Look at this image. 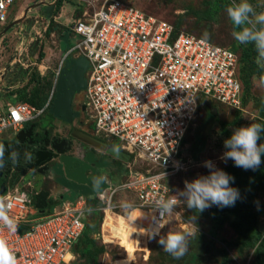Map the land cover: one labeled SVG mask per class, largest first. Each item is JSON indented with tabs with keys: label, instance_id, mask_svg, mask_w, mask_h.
Wrapping results in <instances>:
<instances>
[{
	"label": "built area",
	"instance_id": "obj_1",
	"mask_svg": "<svg viewBox=\"0 0 264 264\" xmlns=\"http://www.w3.org/2000/svg\"><path fill=\"white\" fill-rule=\"evenodd\" d=\"M13 3L0 0V26L7 22ZM67 29L70 41L54 76L66 58L85 61V122L91 124L94 136L113 139L121 150L145 164L143 171L128 169L127 181L116 189H133L134 209L147 216V224L138 221L137 227L150 234L160 220L156 201L178 196L167 181L186 169L183 139L199 110L205 102L215 108L240 109L238 57L229 48L178 32L122 0H103L90 14L84 12L70 21ZM42 31L34 24L20 33L25 41L12 71L14 75L22 72L24 80L36 63L22 55ZM42 111L25 103L8 106L0 111V136ZM4 195L12 203L9 215L18 230L11 233L0 225V239L7 242L18 264H69L83 231V198L33 219L30 214L36 209L29 195L17 189ZM166 216L160 220L162 227Z\"/></svg>",
	"mask_w": 264,
	"mask_h": 264
},
{
	"label": "rangeland",
	"instance_id": "obj_2",
	"mask_svg": "<svg viewBox=\"0 0 264 264\" xmlns=\"http://www.w3.org/2000/svg\"><path fill=\"white\" fill-rule=\"evenodd\" d=\"M35 1L32 2L33 5ZM49 1L51 0H41L42 4H47ZM102 1L56 0L53 14L62 11L63 15L60 18L62 24L55 26L56 24L50 19L49 27L44 35L41 34L37 38L38 45L31 53L36 65L31 68L29 80L27 77V80L19 81L10 91H5L4 87L12 81L10 75L13 69L12 63L25 40L22 36L14 35L12 38L11 34L5 33L7 24L0 27V107L6 101L29 103L31 101L34 105H38L46 99L52 85L54 69L60 60L56 48L62 51L65 47L59 41V37L65 29L66 17L71 14L75 20L84 12L90 14ZM122 1H127L141 12L171 24L178 32L203 39L216 46L229 48L238 56L236 74L241 83L240 109L218 106L215 116H211L206 109L199 110L183 139V159L186 162V169L167 181V185L178 194L184 190L186 180L191 182L199 176L209 174V169L203 166L205 161H212L220 170L230 162V159L225 161L221 157L226 151L223 142L228 139L227 136H231L234 129L247 127L251 123L264 124V87H259L256 81L260 73L254 62L256 52L253 45L239 44L233 38L234 28L226 8L214 0ZM218 1L230 5L239 2V0ZM248 2L253 5L256 12H264V0H248ZM207 9L213 16L212 21L196 20L192 15L194 11ZM38 17L41 20L47 18L42 15V7ZM51 31L55 33L52 34ZM45 43L50 48L48 59H46L47 54L42 50ZM248 49L253 55L250 61L256 67L252 75L246 74L247 70L242 61L243 53ZM29 56L27 48L22 58ZM13 94L15 98L11 97ZM49 120L50 117L46 114L39 119V122L44 127ZM54 130L55 128H47L49 134L55 133ZM2 138L10 139V130H6ZM258 143H264V134ZM112 145L114 148H119L115 141ZM260 165L263 174L260 177L252 176L254 182H251L254 202L248 203L242 199L247 203L246 206L251 213L247 217L239 218L238 215L227 211L220 212L221 209L215 205L203 212H196L187 208L183 203L184 197L177 196L181 202H178L173 212L166 216L160 235H166L168 232L189 234L188 251L180 259L173 258L162 249L158 243L159 236L150 238V234L142 230L141 225L137 227V221L147 224V216L139 214L134 209L132 188L116 189L115 183L106 186L100 193L104 201L103 205L100 204L95 208L87 219L89 228L86 239L87 250L89 249L91 256L75 253L69 264H264V161ZM145 168L141 160L131 156L127 163H124L126 170L143 171ZM106 177L108 182L112 176L109 178L106 174ZM125 177L126 172L118 178L116 185L121 181H127ZM16 189L18 192L32 193V189L25 184H17ZM44 189L49 193V189L52 192L53 187L49 188L46 185ZM106 189L108 190L104 193ZM86 217L85 213L84 219Z\"/></svg>",
	"mask_w": 264,
	"mask_h": 264
},
{
	"label": "clouds",
	"instance_id": "obj_3",
	"mask_svg": "<svg viewBox=\"0 0 264 264\" xmlns=\"http://www.w3.org/2000/svg\"><path fill=\"white\" fill-rule=\"evenodd\" d=\"M51 1L53 2L54 0H51ZM55 3H56V1L54 2V5H55ZM52 12H53V10H52ZM226 12H227L228 18L232 22V25L234 28V31L232 33L233 38L239 44L253 45L255 52H256L254 62L256 64L257 68L260 70V73H259L258 77L256 78L257 85L259 87H264V12H259V13L256 12L255 8L253 7L252 4H250L248 2V0H239L238 3L237 2L232 3L231 5H229L226 8ZM31 21H32V23H31L30 27H33L34 24H35V27H37V25L41 26L42 21L40 23H37L36 21L33 22V20H31ZM10 23L6 22L4 25H2L0 27H3L6 24L8 25ZM15 25H12L9 29H12L13 26H15ZM67 26H68V23L65 26V33H64V35L66 36V39L69 37ZM45 31L46 30L44 29V31H42L40 33V35L45 33ZM23 32H27V31L24 30ZM34 41H36L35 48L38 45L37 39L30 41L29 47H28L29 55H30L29 58L34 57L31 54L32 43ZM35 48H34V50H35ZM85 71H86V69H85ZM60 72H59V75H57V76H54V73H53V78L51 81L52 85L50 87V92L47 95L46 100H44V102L42 103V105L35 106V105L30 104L29 102H26V101H22V102L6 101L3 104V106L0 107V111H5L8 106H15L18 103H25V104H29L31 106H34L35 108H38V109L43 108L42 113L39 114L32 121L22 123L20 125V127H18L15 130H13L11 128L6 129V130H10V132H11V138L10 139L6 140V139L2 138L3 133L6 130L2 133V135L0 136V167L3 166L4 151H5L3 145H1V144L3 142L11 141L13 139L14 135L16 133H18L19 131L24 132V134L22 135V138H21V139H23L24 137L27 136V132H30V131H27V132L24 131V128L27 125H29L33 122H36V125H37V123L41 124L39 122V119L42 117V114L43 115H46L47 113L50 114L48 112V110H49V107L51 105V102H52V99L54 98V96L52 97L51 100H50V97H51V94L53 92L55 94V84L58 80V76H60ZM10 75L12 76V78H11L12 81H9L8 84H5V87H4L5 91L12 90V88L19 81L20 82L25 81L24 75L22 72H19L16 75H14L13 71H11ZM29 75H30V73H29ZM18 77H20V78H18ZM28 80H29V76H28ZM84 88H85V85L81 89L82 96H83ZM70 96H72V94ZM11 97L15 98V94H13ZM82 106L84 107L82 124L84 126H87V125L90 126V132H89L90 134H87V135L105 143V141H107L108 139L105 140V139L97 138L96 136H94V134L92 132L91 124L89 122H85L84 113L86 112V108L84 105V98L83 97H82ZM211 107H213L216 110V108L214 106L211 105ZM204 109H206L208 111V109L206 107ZM69 110H70V108H69ZM50 115L54 119H59V120L63 121V119L55 117L52 114H50ZM67 115H68V113H67ZM44 127L49 128L50 125L46 124ZM73 130H77V129H73ZM47 134H49L48 131H47ZM50 134L53 135L54 133H50ZM262 134H264V124H261V123H251L247 127L241 126L239 128L234 129L230 138L226 139L223 142L224 148L226 149V151L224 152L221 159H223L225 161L228 159H231L232 161H234V165L236 167L243 168L244 170L255 171L257 168H259L260 164L262 163L261 157L264 156V143H258V141L261 140ZM55 139L57 141H60V140L64 141V139H58V138H55ZM57 144H59V143H57ZM64 144H65V142H64ZM105 144L107 146H109L107 144V142ZM83 145H85V144H83ZM67 148H62V149H67ZM12 149H13V146H12L11 150ZM87 149H89V147L86 146V149L82 153L80 152V155L77 158H81L82 154ZM116 149L124 152L123 150L120 149V147L116 148ZM8 151L9 150L7 149L5 152L8 154ZM66 154L69 155L68 151H66ZM74 157H76V156H74ZM128 157H130V155H128ZM203 166L205 168L209 169V174L206 176H204V175L199 176L198 178L192 180L191 182L186 180L184 182V184H185L184 190L180 191L178 193L179 196L184 197L183 203L186 204L187 208L195 210L196 212H203L204 210L210 208L213 205H215L219 208L234 206L236 201L238 199H240L239 190L230 186V183L234 181V177H232L229 174H227L226 172L216 168L215 165L213 164V162L210 160L205 161ZM1 173H2V176L5 177L6 174H4L2 171H1ZM8 173H11V175L14 176V179H13V177H8V178H10L9 181L10 180L13 181V185L10 188H8V182L9 181L7 183H5L6 185L0 184V185L4 186V191L2 194H0V225H3V227H5L9 232L15 233L18 230V224H17L16 220L9 215V211L12 207V203L9 200V198L7 197V195H4V193L7 191H13L14 189H16L17 184H22V185L25 184L26 186H29L30 189H32V193H29V194L26 192H23V193H25L26 195H29V197L31 198L32 204L34 206V195L38 192V190H43L45 188V186L43 185V181L49 180V179L44 178L42 180L41 179L37 180L36 178H34L35 175L33 172V173H29L30 177L27 179L28 181H26V180L23 181L22 177L19 176V173L13 172L12 169H10V171ZM163 175L165 177V174H163ZM118 181L119 180H115V182H112L110 180L107 182V177L104 176V174L100 173L99 175L94 176L91 180L92 191L96 192V193L91 195V196H88V197H83L81 195L75 194L76 199L77 198H83L84 203H85V208H86V199L87 198L96 199L98 202V206H100V204L103 205V202H104V201H102L103 199L100 200V198H99V195H101L100 193L103 191L102 186L104 184L106 186H108V185H111L113 183H115V186H119V185H116ZM121 182L119 184H121ZM32 183L35 184L34 188H32ZM48 184H51V183H48ZM50 187L51 186H49V188ZM62 188H64V187H62ZM53 189H54V187H53ZM64 190L67 194L71 193L66 188H64ZM107 190L108 189H106L104 191V193ZM49 191H50V189H49ZM98 191H100V192H98ZM45 192H47V197H46V199H47L48 198L47 189L45 190ZM72 194H74V193H72ZM20 198L26 199V196L20 197ZM49 201L51 204H53V206L50 204L51 205V207L49 208L50 210L48 208L46 209V207H45L43 212L45 210L51 211L52 208L55 209L53 211H58L60 209L61 205L65 204V203H72L73 202L71 200H63L62 196L60 198L56 197L54 200H49ZM178 202H181V201L177 198V196H169L167 199H165L164 197H161L160 199H158L156 201L154 208L156 210H158L160 220L165 215L171 214L173 212V210L175 209V207L177 206ZM93 210L94 209H92V208H88V209L86 208V212H85L86 215H88V213L91 214V212ZM36 211H38V210L36 209ZM53 211H51V213ZM160 220L157 221V227L151 231L150 238H155V237L159 236L158 243H159V245L162 246V249L165 252H167L169 255H171L175 259L182 258L188 251V247L190 244V241L188 239L189 234L185 233V232H168L166 235H160V229L162 228V225L160 224ZM84 221H86V219H84V217H83V224H84ZM83 229H84V226H83ZM0 264H18L17 258L15 256L14 252L11 250V248L9 247V245L7 244V242L4 239H0Z\"/></svg>",
	"mask_w": 264,
	"mask_h": 264
},
{
	"label": "water",
	"instance_id": "obj_4",
	"mask_svg": "<svg viewBox=\"0 0 264 264\" xmlns=\"http://www.w3.org/2000/svg\"><path fill=\"white\" fill-rule=\"evenodd\" d=\"M54 0L51 4H44L45 8L42 15L48 19L52 15V10L54 7ZM26 11H24V14ZM37 23H40L41 18L34 19ZM30 20V21H31ZM19 22L26 23L24 18L12 21L8 24L4 32L9 29L12 25L18 24ZM36 41L32 43L31 53L34 51ZM70 67L68 63L63 65L60 72V76L55 84V94L52 99L51 105L48 112L55 117L65 120L67 113H69V103L67 101V93H64L61 79L65 78L66 87L72 86L68 80V72ZM66 97V98H65ZM205 107L211 116L216 115V110L211 107L209 102H205ZM23 131L16 133L11 141L3 142L4 150L7 149L8 154L4 151L3 166L8 168V173L10 169L13 172L19 173L23 181H28L30 177L29 173H33L37 180H42L44 178L61 185L62 187L68 189L71 193L81 195L83 197H88L96 192L92 191L91 180L94 176L99 175L104 171L105 168L110 166L108 157H112L123 163L128 161V155L114 147L107 146L105 143L87 135L77 130H72L71 137L85 144L89 149H87L81 158H77L71 155H67V149H62L61 145L64 144L63 140L59 141L57 144L55 141L50 144L49 147L44 144L40 146L39 143L34 141H28L23 143L22 135ZM21 139V140H20ZM13 146V149L11 150ZM2 176V173H0ZM33 178V177H32ZM13 185V181L8 182V188ZM103 190L106 188L104 184L102 186ZM4 191V186L0 185V194ZM100 192V191H98ZM46 197L47 192L43 190H38L34 195V207L42 213L46 207Z\"/></svg>",
	"mask_w": 264,
	"mask_h": 264
},
{
	"label": "flooded vegetation",
	"instance_id": "obj_5",
	"mask_svg": "<svg viewBox=\"0 0 264 264\" xmlns=\"http://www.w3.org/2000/svg\"><path fill=\"white\" fill-rule=\"evenodd\" d=\"M65 63H68L69 67H70V71L68 72L67 76H68V80L72 86L66 87V85H64V83H65L64 77H62V79H61V84H62V88H63L64 93H67L66 96H67V101L69 103L70 112L68 113L65 120H63V121H61L59 119H54L50 114L47 113L50 116V123L48 125H50V127L53 129L55 128V130H54L55 133L53 135L47 134V128L46 127H42L41 129H37L36 122H33L24 128L25 132H27V131H30V132H27V136L24 137L22 140H23V143L27 142V140L28 141H34L35 143H39L40 146H43L44 144L47 143L46 146L49 147L53 141H55L56 143H59V141H57L55 138L64 139L65 144L62 146H59V147H61V148H67L68 147V154L78 157L80 155V152L82 153L86 149V146L83 145L78 140L71 137L72 130L77 129L78 131H80L82 133L90 134L89 133L90 132V126L89 125L84 126L82 124L84 107L82 106V97L83 96L81 94V89L85 85V72H86L85 69H86L87 65L83 59H79V58L77 59V58H71L70 57V58H66L62 61L61 65H60L59 72L62 70L63 65ZM58 78H59V76H58ZM71 94H72V96H70ZM53 96H54V92L51 94L50 100L52 99ZM42 116H45V115L42 114ZM113 141H114L113 139H108L107 141H105V143L107 142V144L112 147V146H114V145H112ZM107 159L110 163V166L105 168L104 171L102 172V174H104V176H106V174H108L109 178L111 176L114 178H119V177H122L124 172H127V170L124 169V163L123 162L116 160L112 157H108ZM1 171L6 175H5V177L0 176V184L4 185L5 183H7L10 179L8 177H13V179H14V176L11 175V173H6L8 171V169L5 166L0 167V173H1ZM117 180H119V179H117ZM111 181L115 182V180H111ZM48 183H51V184H48ZM34 185L35 184L32 183V188H34ZM43 185L44 186L49 185V186L54 187V188L60 186V185H58L52 181H49V180H44ZM50 204L51 203H50L49 199L47 198L46 199V209L47 208L49 209L51 207L52 204L51 205Z\"/></svg>",
	"mask_w": 264,
	"mask_h": 264
},
{
	"label": "trees",
	"instance_id": "obj_6",
	"mask_svg": "<svg viewBox=\"0 0 264 264\" xmlns=\"http://www.w3.org/2000/svg\"><path fill=\"white\" fill-rule=\"evenodd\" d=\"M214 1L218 2L220 4V6L225 7V8H227L230 5L227 3H221L218 0H214ZM192 15L196 18V20H205V21H209V20L212 21L213 20V16L211 15V13L208 9L204 10V11H194V12H192ZM231 24H232V22H231ZM252 56H253L252 52L249 49L246 50L242 56V61L245 64V67L247 70L246 74L248 73L249 75L254 74L255 70H256L255 65H253L250 61ZM50 85H51V83H50ZM43 102L44 101L40 102L38 105H35V106H40V105H42ZM30 104H33V103L30 101ZM227 138H230V136H227ZM261 160L264 161V158L261 157ZM260 167H261V165L255 171L244 170L243 168H241L239 170L236 168V166H234V162L230 159V162L223 168L222 171H224L227 174H229L230 176L234 177V181L230 183V186L239 190L240 199H238L236 201L235 205L232 207L220 208L221 209L220 212L221 211H227L230 214L238 215L239 218L247 217L251 214L250 211L248 210L247 206H246L247 203L245 201H242V199L246 200L248 203L254 202L255 198L253 195V191L251 189V182L252 183L254 182V180H253L254 178H252V176L255 177V175H256L257 177H260L263 174V170ZM52 206H53V204H52ZM97 207H99V206H98V202L96 199H93V198H87L86 199V208L87 209L88 208L95 209ZM88 216H89V213L86 217V221H84V229L82 231V234L80 235L79 239L77 240V242L73 248V254L74 255H75V253H78V254L80 253L81 255H86L88 257L91 256V254L89 253V249L87 250L88 241L86 240L88 230H89V228L87 227V219H89ZM253 236L255 237L254 232H253ZM92 255L94 256V254H92Z\"/></svg>",
	"mask_w": 264,
	"mask_h": 264
},
{
	"label": "crops",
	"instance_id": "obj_7",
	"mask_svg": "<svg viewBox=\"0 0 264 264\" xmlns=\"http://www.w3.org/2000/svg\"><path fill=\"white\" fill-rule=\"evenodd\" d=\"M33 1H35V0H16L15 4L13 3L12 6L10 7L7 23H10V22H12L14 20H18V19H20L22 17L24 18V21L27 20L26 23H24V22L18 23L15 26H13L12 29H9V30H7V32H5V33L11 34L12 38H13L14 35L20 36V32L21 31H24V30L28 31L29 30V27L31 26V23H32V21H30V20L32 18H34V19L39 18L38 16H39V12H41V7H42V12L44 11L45 5L42 4L41 0H36L34 5L32 4ZM51 3H52V1H49L47 4H51ZM96 6L98 7V5H96ZM93 10H95V8ZM24 11H26L25 15H24ZM53 11H54V7H53ZM62 15H63V13H62L61 10H60L59 13H56V14H53V12H52L51 17H49L48 19L42 20L41 27L43 26V28L45 30H47L51 20L56 24L55 26H58V25L62 24L61 21H60V18H61ZM71 20H73V18L71 17V14H69L68 17H66V24L64 26H66L67 23H69ZM50 33L53 34L55 32L51 31ZM64 33H65V29L63 31V34L59 37V41L62 42L64 44V46L66 47V45L69 44L70 40L68 38L66 39V36L64 35ZM57 43H56V45H58ZM42 50H43L44 53L47 54V57L46 56L45 57H46V59H48L49 58L48 57L49 56L48 55L49 54L48 51L50 50V48H49V46L46 43L44 44ZM56 50H57V52L59 54H61L64 49L62 51H59L56 48ZM54 71H55V69H54ZM49 123H50V120L47 122V124H49ZM36 127H37V129H41L43 126L41 124L37 123ZM110 179L111 180H117L118 178L111 177ZM50 191H51V189H50ZM50 191H49V194H48V199L49 200H54L56 197L60 198L61 196H62L63 200H71V201H75L76 200V195L75 194H72V193H68L67 194L65 192V190L61 186L55 187L52 190V192H50ZM49 210H45L43 213H39L38 211L35 210L34 212H32V214H30V216L33 219L42 218L43 216H45L47 214H50L51 211H53L55 209L52 208L51 211H49ZM137 223H138V221H137Z\"/></svg>",
	"mask_w": 264,
	"mask_h": 264
}]
</instances>
